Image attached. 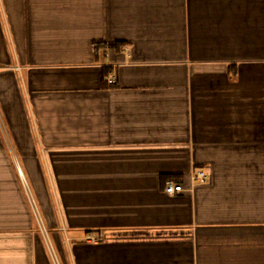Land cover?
<instances>
[{
	"label": "crops",
	"instance_id": "0c3cea01",
	"mask_svg": "<svg viewBox=\"0 0 264 264\" xmlns=\"http://www.w3.org/2000/svg\"><path fill=\"white\" fill-rule=\"evenodd\" d=\"M12 159L63 264H264V0H0V264H54Z\"/></svg>",
	"mask_w": 264,
	"mask_h": 264
},
{
	"label": "built area",
	"instance_id": "2783aa9c",
	"mask_svg": "<svg viewBox=\"0 0 264 264\" xmlns=\"http://www.w3.org/2000/svg\"><path fill=\"white\" fill-rule=\"evenodd\" d=\"M109 83H114L116 82V78L114 76H111V78H109ZM18 171H19V174L21 176V178L24 180L25 182V186L26 188H29V191L31 192L32 194V190L26 180V177H25V174L23 173L22 171V168L21 166L19 165L18 163ZM195 180H197L199 183L201 184H206L208 181H209V174H207L205 171L201 170V171H198L195 175ZM184 190V186L182 183H176V182H169L168 183V186L166 187V192L168 194H176L178 192H182ZM32 204H33V207H34V210L37 214V221H38V225H39V229H40V232L46 242V245H47V248L49 250V253L51 255V258L53 260V263L54 264H63L62 261H61V258L57 252V249L55 247V244H54V241H53V238H52V235L43 219V216H42V213H41V210L38 206V203L37 201L35 200V198L33 197V194H32ZM64 230V228H63ZM87 240L89 242H94V243H97L99 241V238L97 236H89L87 238Z\"/></svg>",
	"mask_w": 264,
	"mask_h": 264
},
{
	"label": "rangeland",
	"instance_id": "374dc122",
	"mask_svg": "<svg viewBox=\"0 0 264 264\" xmlns=\"http://www.w3.org/2000/svg\"><path fill=\"white\" fill-rule=\"evenodd\" d=\"M19 160H17V159H12L11 160V163H12V165L14 166V168H15V170H17V177H18V180H19V182H20V185H21V187H22V189H23V191H24V194H25V197H26V200H27V203H28V205H29V208H30V210H31V212H32V216H33V219H34V222H35V224H36V228L39 230V225H38V221H37V214H36V212H35V210H34V207H33V204H32V200H33V198H32V194H33V197L35 198V196H34V193H33V190H32V194H31V192L29 191V188H26V186H25V182H24V180L21 178V176H20V174H19V171H18V162ZM26 177V176H25ZM26 180H27V182H28V184H29V186H30V183H29V180L27 179V177H26ZM30 188H31V186H30ZM35 200H36V198H35ZM39 206V205H38ZM49 229V228H48ZM50 231V230H49ZM42 235V234H41ZM43 237V236H42ZM43 240H44V238H43ZM88 241V240H87ZM44 242H45V240H44ZM89 242V241H88ZM91 243H94V242H91ZM45 244H46V242H45ZM47 246V245H46ZM58 252V251H57ZM59 254V253H58ZM60 256V255H59Z\"/></svg>",
	"mask_w": 264,
	"mask_h": 264
}]
</instances>
